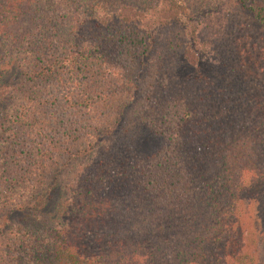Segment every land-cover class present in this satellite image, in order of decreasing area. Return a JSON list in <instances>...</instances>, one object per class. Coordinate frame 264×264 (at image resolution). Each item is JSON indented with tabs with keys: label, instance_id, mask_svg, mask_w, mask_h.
<instances>
[{
	"label": "trees",
	"instance_id": "obj_1",
	"mask_svg": "<svg viewBox=\"0 0 264 264\" xmlns=\"http://www.w3.org/2000/svg\"><path fill=\"white\" fill-rule=\"evenodd\" d=\"M114 1L155 19L0 0V264H249L264 232V0H224L206 82L180 78L195 60L179 27L209 0ZM144 132L160 141L145 156Z\"/></svg>",
	"mask_w": 264,
	"mask_h": 264
},
{
	"label": "rangeland",
	"instance_id": "obj_2",
	"mask_svg": "<svg viewBox=\"0 0 264 264\" xmlns=\"http://www.w3.org/2000/svg\"><path fill=\"white\" fill-rule=\"evenodd\" d=\"M224 0H209L206 8L199 13H191L189 22L184 23L179 30L184 38V47L191 52L195 62L190 65L182 63L179 68L180 78L183 80H208V72L216 63L215 56L207 45L210 29L218 31V17ZM97 11L103 16H123L127 20H134L141 26H150L155 19V12L143 11L137 7L115 3L114 0H103ZM123 8V10H122ZM111 20V19H110ZM217 25L215 26V23ZM214 26V27H213ZM213 27V28H212ZM160 141L149 132L141 133L137 139L138 151L145 155L153 153L159 148ZM261 230V229H260ZM258 229L257 248L248 261L249 264H264V232Z\"/></svg>",
	"mask_w": 264,
	"mask_h": 264
}]
</instances>
